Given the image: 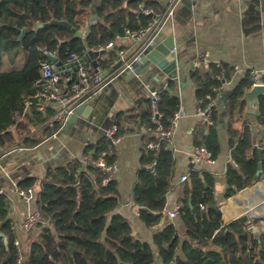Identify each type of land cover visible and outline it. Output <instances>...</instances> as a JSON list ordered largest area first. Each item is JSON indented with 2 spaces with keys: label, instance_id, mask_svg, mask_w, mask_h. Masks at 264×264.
<instances>
[{
  "label": "trees",
  "instance_id": "obj_1",
  "mask_svg": "<svg viewBox=\"0 0 264 264\" xmlns=\"http://www.w3.org/2000/svg\"><path fill=\"white\" fill-rule=\"evenodd\" d=\"M94 1L0 0V148H31L54 132L46 129L32 134L35 125L42 124L52 112L43 114L33 108L24 114V101L34 94V84L40 78L41 49L57 50L63 63L72 52L84 56L89 50L106 47L117 35L126 37V30L147 28L153 16L142 14L141 8L158 7L151 0H99L93 11ZM93 16L99 21L83 38L75 37L71 28L63 25L45 26L52 20H65L77 31L86 32ZM23 30L26 33L20 40ZM101 57L103 70L107 71L118 55L111 49L104 50ZM222 73L229 80L233 68L225 63L202 62L190 71L200 106L207 104L208 95L215 96L214 88L223 87L224 81L219 80ZM249 88L250 78L245 77L227 93L223 108L220 102L213 108L208 134L205 136L202 130V138L196 142L218 158L223 132L220 115L224 109V131L231 155L223 176L225 200L259 180V149L254 143L258 141L264 147V97L259 100L258 124L263 130L259 139L254 128L244 121L243 96ZM181 104L178 83L171 80L161 90L158 101L161 124L166 130L173 129L172 120ZM151 106L148 99L139 107L146 132L133 202L140 207L139 219L146 227L155 228L162 220L172 189L174 156L167 142L160 139ZM116 124L121 135V120L117 119ZM150 143H158L159 149H151ZM85 156L95 160L103 156L109 166L116 163L114 146L107 138L96 145L93 154ZM153 162L155 173L148 168ZM108 176L103 169L80 159L47 170L38 190L37 207L48 224L37 226L40 235L22 264H264V234L256 237L243 223L224 220L221 201L216 197L218 180L209 171L193 169L182 182L179 217L184 229L181 232L175 223H170L154 231L158 258L150 244L133 235L130 222L115 213L120 204L119 191L114 178L103 184ZM36 183V178L18 182L22 188L35 187ZM9 209L10 201L0 193V233L8 240L5 244L0 236V264H17L19 256Z\"/></svg>",
  "mask_w": 264,
  "mask_h": 264
},
{
  "label": "crops",
  "instance_id": "obj_2",
  "mask_svg": "<svg viewBox=\"0 0 264 264\" xmlns=\"http://www.w3.org/2000/svg\"><path fill=\"white\" fill-rule=\"evenodd\" d=\"M151 1L158 3L157 8L164 6L167 2V0ZM186 1L178 5L173 18L163 28L165 38L173 35L176 42L181 44V60L186 69L180 70L179 74L187 73L189 81L184 85L177 82L182 103L179 111L181 117L177 122H173L174 126L171 130L173 139L171 149L174 156L172 189L167 195L160 224L155 228L146 227L139 219L140 207L133 202V191L137 183L138 171L141 168L143 135L146 132L141 121L139 107L145 105L152 91L163 88L169 82L168 77L160 73L146 77L147 68L144 70V74L139 77L142 80L141 86H135L125 91L122 89V83L116 78L108 83L90 102L94 106V115L88 126L83 128L78 126L77 129L72 126L57 138H47L24 152L11 153L1 158L0 192H3L10 201L9 218L12 222L22 219L27 212L37 208V202L28 204L14 195L13 182L36 178L41 187L49 168L64 165L75 159L82 160L86 153L93 154L96 145L106 138L105 130L110 128L117 119H120L123 124V133L120 135V142L114 146L116 168L113 178L117 182L120 198V204L115 213L130 222L133 235L150 244L157 258L159 251L153 241L154 231L163 230L170 223H175L181 232L184 229L180 217L171 220L169 214L179 204L182 191L180 178L183 175H189L191 170L205 169L217 178L216 197L221 201L220 210L227 223L240 222V218L249 210L251 202L259 198L264 199V176L239 194L227 200L224 199L226 185L223 176L226 173L227 164L231 160L228 136L224 128L221 127L223 130L221 134L222 151L215 163L196 164L194 162L192 153L198 147L196 142L201 140L202 130L205 136L208 134L209 125L206 127V121L198 114L200 103L196 98L195 85L189 78V73L192 70L191 65L194 64L195 67L200 57H204L207 63H225L233 68L230 79H226L222 87L219 102L223 103L227 93L245 78L240 71L257 68L264 64V12L260 14L248 12L247 6H243L242 2L250 0ZM188 3H195L196 5L192 9L199 12L200 18H206L202 19L194 29L186 31ZM242 10H246V14ZM141 43V41L135 42L128 37L116 40L115 47L112 49L117 52L118 57L114 64L120 59L121 54L130 57ZM110 50L106 49V51ZM92 62L90 60L88 65L93 66ZM113 74L116 75V73ZM123 84L127 83L124 81ZM221 119L225 122V115L221 116ZM247 123L253 127L250 122ZM258 129L262 130L259 124ZM256 135L261 139L258 133ZM260 202H264V200ZM257 214L262 215L259 212ZM16 236V240L23 246L28 233L17 230Z\"/></svg>",
  "mask_w": 264,
  "mask_h": 264
},
{
  "label": "built area",
  "instance_id": "obj_3",
  "mask_svg": "<svg viewBox=\"0 0 264 264\" xmlns=\"http://www.w3.org/2000/svg\"><path fill=\"white\" fill-rule=\"evenodd\" d=\"M183 0H167L166 4L160 8L152 7H142L141 11L144 15L153 16L152 21L145 29L132 32L126 30V37L136 41H141L140 46L135 50V52L130 56V59L125 61L126 66L130 67L132 61H137L143 51V49L151 44L156 38H165L163 28L168 21H170L176 11V8L181 4ZM119 35L108 43L106 47H101L100 49H94L97 51L112 49L115 47L116 40L120 39ZM42 59L39 62L40 66V78L35 82V92L30 97H27L24 101V114L30 112L33 108L40 113L46 114L47 112H52L50 116L40 125L36 124L32 134L41 133L46 129L54 130L53 134L49 138H57L63 131V127L66 124L68 118L74 115L77 107L82 104L90 103L95 96L111 81L116 78V75L111 73V75L104 76L105 71L102 67L103 57L99 56L96 58V64L89 66L88 62L83 61L84 56H80L77 53H70L66 62H62L64 68L60 69L57 63L53 62L52 58H57L59 60V53L57 50H49L43 48L40 50ZM124 54H121L120 59H126ZM78 63L76 79L70 82L72 79V69L68 67L71 63ZM202 62L207 63L204 57L198 58L195 68L199 67ZM240 73L244 77L250 78L251 89L256 86L264 87V64L257 68H252L249 70H242ZM219 80L226 82L225 74L219 77ZM163 88L154 90L150 93L149 99L152 101V121L157 124L158 134L160 139L166 141L170 148L173 147V139L171 130H166L161 124L162 115L159 113L158 101L160 99V92ZM215 96H207V104L198 109V114L204 118L208 125L213 124L212 111L213 108L219 103L220 94L222 87L214 88ZM181 117L180 112L176 113L173 122H177ZM105 137L110 140L113 146H116L120 142L119 127L115 123L105 130ZM254 146L259 150H264V147L260 145V142H255ZM149 147L155 151L159 149L158 143H150ZM29 148L21 146H13L7 149H3L0 153L1 158L9 155L11 153H21ZM193 160L196 164H213L215 163V158L213 153L206 146H198L194 149ZM82 162L85 164H91L98 168L103 169L108 173V177L103 180V184H107L110 179L113 178L115 171V165L109 166L106 163L104 157H99L98 159H93L92 156H84ZM148 168L155 173L156 163L153 162L148 165ZM188 179V175H183L180 178V182H184ZM12 191L15 196L25 201L28 204H32L38 201L39 193L35 187L22 188L19 186L18 182H13ZM3 193V192H0ZM38 208V207H37ZM36 210H30L27 212L22 219L11 222V230L17 231L21 230L25 233H29L31 230L37 228L38 225H47L48 221L42 218L39 208ZM180 204H177L172 212H170L169 217L171 220L179 217ZM15 245L18 248V260L17 264H22L26 259L23 255L22 246L18 240L15 241Z\"/></svg>",
  "mask_w": 264,
  "mask_h": 264
},
{
  "label": "water",
  "instance_id": "obj_4",
  "mask_svg": "<svg viewBox=\"0 0 264 264\" xmlns=\"http://www.w3.org/2000/svg\"><path fill=\"white\" fill-rule=\"evenodd\" d=\"M183 2H187L186 0H183ZM99 4V0H95L92 9L95 11L96 7ZM195 3H188L187 11V17H186V25L187 30L194 29L199 22H201L202 19H205L206 17L200 18V14L198 11L193 10V6H195ZM242 5H246L248 12H254L262 13L264 12V0H250V1H243ZM191 8V9H190ZM243 11V10H242ZM241 11V12H242ZM246 10L243 11L244 14ZM99 19L97 17L91 18L89 22V28L86 32L83 31H77L75 28H72L71 25L63 20H52L51 22L45 24V26H59L63 25L66 27L71 28L72 32L74 33V36L77 38H83L90 32V27L97 23ZM43 25H40L42 27ZM26 33V30H23L22 35L20 37V40L24 37ZM103 53V50L97 51V50H89L83 57V61L88 62L90 60L93 61V65L96 64V58L100 56V54ZM181 44L179 42H176L173 35H170L164 39L156 38L151 44H148L142 51L139 59L137 61H132L130 67L126 66L127 60L130 59V57H127L124 59H119L114 66L109 69L107 72L104 73V76H107L110 73H116V80L122 83V89L125 91L130 90V88L135 86H141L142 80H140V75L144 74V70L147 68L148 74H145L146 77L155 76L156 74H164L168 77V81L171 80L177 81L180 84L184 85V83H187L189 81L187 73H183L182 75L179 74L180 70H184L185 64L181 60ZM53 62L57 63V65L60 67V69H63L64 66L61 61H58L57 58L51 59ZM77 66L78 63H71L68 65L73 71L72 73V79L70 82L76 79V72H77ZM194 64L191 65V69L193 70ZM126 82L127 84H123V82ZM264 97V87L262 86H256L249 91H247L243 96V101L247 104L246 112L244 113V121L250 122L252 126L254 127V130L256 133L259 134L260 138L263 137V131L258 129V111L260 108L259 104V98ZM224 104L221 103V107L223 108ZM226 114L225 110L222 109L221 116L224 117ZM94 115V106L91 103L88 104H82L81 106L77 107L75 110L74 115H71L66 124L64 125L62 131L67 132L70 127H74L77 129L79 126L80 128H83L85 126H88L90 123V120L92 119ZM205 126L208 127V122H205ZM220 126L222 128H225V122L223 119L220 120ZM260 145L263 147V144L260 143ZM3 151V148H0V153ZM263 159H264V151L261 149L259 150V164L258 169L256 172L257 178H262L263 175ZM193 167V166H192ZM196 170L200 171V168H196ZM36 189H40V184L36 183ZM206 204L208 205V199L205 195ZM38 209V208H37ZM260 220L259 217H253L250 211H247V214H244L240 218V222L243 223L246 227H248L249 231H251L256 237L261 236L264 234V227L263 226H256L254 225V222ZM0 236L3 238L5 244L8 243V240L6 236L3 233H0ZM73 252L74 250L71 249Z\"/></svg>",
  "mask_w": 264,
  "mask_h": 264
},
{
  "label": "rangeland",
  "instance_id": "obj_5",
  "mask_svg": "<svg viewBox=\"0 0 264 264\" xmlns=\"http://www.w3.org/2000/svg\"><path fill=\"white\" fill-rule=\"evenodd\" d=\"M263 200L262 198H259L257 200H254L251 202V206L254 208H257V212L262 213V215H259L258 217H261L263 219L257 220L254 222V225L256 226H263L264 227V202H260ZM260 203V204H259ZM249 211L251 212L250 208ZM247 214V212H246ZM39 228V227H37ZM41 229H34L31 232L28 233V236L25 238L24 245L22 246V252L23 255L27 257V255L30 252L31 245L34 241H36L40 235Z\"/></svg>",
  "mask_w": 264,
  "mask_h": 264
},
{
  "label": "bare ground",
  "instance_id": "obj_6",
  "mask_svg": "<svg viewBox=\"0 0 264 264\" xmlns=\"http://www.w3.org/2000/svg\"><path fill=\"white\" fill-rule=\"evenodd\" d=\"M264 200V199H263ZM260 204V203H259ZM251 210V214L253 215V217H258L259 215L257 214V208H254L252 206L248 207ZM249 211V210H248Z\"/></svg>",
  "mask_w": 264,
  "mask_h": 264
}]
</instances>
